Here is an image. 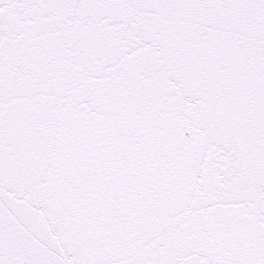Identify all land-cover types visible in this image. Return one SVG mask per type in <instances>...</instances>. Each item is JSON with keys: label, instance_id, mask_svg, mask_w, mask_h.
Instances as JSON below:
<instances>
[{"label": "snow or ice", "instance_id": "obj_1", "mask_svg": "<svg viewBox=\"0 0 264 264\" xmlns=\"http://www.w3.org/2000/svg\"><path fill=\"white\" fill-rule=\"evenodd\" d=\"M0 264H264V0H0Z\"/></svg>", "mask_w": 264, "mask_h": 264}]
</instances>
